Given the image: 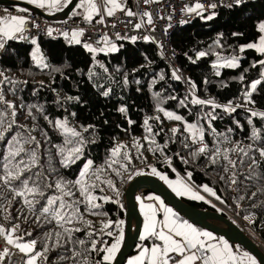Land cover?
<instances>
[{
  "label": "trees",
  "instance_id": "1",
  "mask_svg": "<svg viewBox=\"0 0 264 264\" xmlns=\"http://www.w3.org/2000/svg\"><path fill=\"white\" fill-rule=\"evenodd\" d=\"M206 15L185 24L171 36L172 47L179 52L178 62L191 83V94L184 93L182 84L172 80L161 55L150 43L123 42L114 53L92 57L84 46L71 45L60 37H40L36 44L3 40L0 113L4 127L11 123L12 128L0 140V174L14 145L24 151L13 163L30 162L35 152L37 163L30 172H24L22 179L32 177L30 186L35 181L44 196L37 195L38 202L30 209L22 197L0 184V225L5 229L16 228L14 235L22 237L21 243L35 241L29 256L40 253L38 264H85V261L95 264L102 260V252L95 257L89 251L90 241L101 234L102 222L124 218V192L130 181L140 176H135L136 171L160 179L148 173L151 167L170 180L181 176L195 188H211L215 197L228 203L264 243V157L258 151L264 148V115H261L264 114V65L258 63L264 60V54L247 47L240 51L261 37L264 0L219 9L211 19H204ZM68 18L82 16L73 11ZM34 46L45 57L46 65H37L33 60ZM200 52L205 55L199 56ZM220 59H234L239 66L218 67L215 62ZM71 73L76 76L77 84L85 79L90 90L78 95L68 93L65 85L70 84ZM256 80H261V84L246 100L245 95ZM194 99L213 101V104H194ZM8 104L13 107L9 108ZM223 105H231L235 111H227ZM121 108L126 111L121 112ZM165 112L180 115L183 120L169 119ZM252 112L257 115L253 116ZM58 121L79 135L68 134ZM188 125L196 128L189 131ZM174 128L178 129L175 133ZM196 129L202 131V141L194 142ZM29 137H35V141L25 142ZM137 142L142 147L137 148ZM118 145L126 146L122 152L132 157L129 171L122 172L121 177L107 169L106 163L111 161V150ZM204 145L209 152L193 155ZM77 146L82 148L80 158L65 167L62 161ZM216 147L221 153L230 150L228 158L235 162V167L228 164L223 154L216 163L211 162L209 157ZM166 158H170L171 166ZM88 160L93 162L88 182L96 184L92 195L97 199L93 203L100 207L86 210L78 187L69 185L74 196L62 198L69 203L82 201L76 206L83 219L74 218L71 224L61 227L56 220L41 216L40 209L47 198L61 196L56 182L77 180ZM96 169H107L99 173L101 180L91 175ZM233 174L235 183H232ZM108 179L119 190V196L102 182ZM48 184L52 186L46 187ZM13 186L19 187V181H14ZM183 201L200 210L216 211L204 201L189 198ZM88 221L91 227L85 223ZM66 228L80 231L71 232L69 238ZM154 242L153 238L145 241L139 238L136 250L140 244ZM76 252L81 255L74 256Z\"/></svg>",
  "mask_w": 264,
  "mask_h": 264
},
{
  "label": "snow or ice",
  "instance_id": "2",
  "mask_svg": "<svg viewBox=\"0 0 264 264\" xmlns=\"http://www.w3.org/2000/svg\"><path fill=\"white\" fill-rule=\"evenodd\" d=\"M30 4H35L39 8H61V7H67L69 3H71V0H27ZM147 3L148 0H145ZM240 0H237V3H239ZM105 4H110L112 7L107 9V15L111 16L113 14V10L115 8L120 7L119 4L116 3V0H105ZM77 8H83L88 15L85 17L87 20H91L93 13H98L97 5L94 2V0H79V3L76 5ZM209 7L215 8L216 5H209ZM198 9H203V5L197 3L194 8L190 7L187 9L188 12H196ZM20 11H27L26 9H20ZM127 14L129 16L133 15L131 11H128ZM199 14V13H197ZM145 15H149L148 13H145ZM212 17L209 16L208 19H211ZM27 19L22 16H9L7 18H0V48L4 47L3 40L5 38L12 39L16 37L17 34L23 33L24 31V25L27 23ZM102 22V21H101ZM151 22L150 16H149V23ZM36 26V25H34ZM137 28L140 27L138 24L136 26ZM260 31L264 32V23H262L260 26ZM52 29L48 30V34H52ZM67 35V33H65ZM73 38L77 35H82V32L77 33L73 32ZM19 38H23L21 35ZM35 43V39L32 41ZM77 43H79V40H76ZM85 48L89 49V51H96V49H93L89 44L84 45ZM245 47L247 48H255L260 53L264 54V36L260 38V44L259 46L257 44H248L244 47H241L240 51L243 52L245 50ZM115 50V49H112ZM204 52H200L199 56H204ZM261 65H264V60L258 62ZM227 66L229 67H238V63L233 59L230 61ZM255 66V65H254ZM2 75V73H0ZM176 79H180L178 75H175L173 73ZM264 75V73H262ZM243 79V77H241ZM261 84V80L253 81L250 85L251 91H255L257 88V85ZM251 91L246 93L247 96H251ZM104 95H108V92H105ZM3 97L0 95V100H2ZM194 104H213V101H203L199 99H194L192 101ZM183 104V101H181ZM215 107H220L219 105H214ZM9 108H12L13 105L8 104ZM225 110L227 111H235L231 105L223 106ZM163 111V109H160ZM121 112L126 111L125 108L120 109ZM13 116H15V112L12 113ZM165 115L169 119H174L177 121H182L183 117L180 115H175L171 112H165ZM253 116H256V112H252ZM264 115V114H261ZM157 119H159L157 117ZM4 118L3 114L0 113V140L5 139V134L11 130L12 124L9 123L7 127H4ZM14 123V121H13ZM59 123V122H58ZM131 123V121H130ZM145 125H148V121L145 120ZM60 127L64 129L65 132H71L72 136H78L79 133L68 129L65 124H60ZM195 125H188L187 130L192 131L195 129ZM148 131L151 132V127L148 126ZM173 133L177 132L178 129H172ZM196 132H199V139L203 140V133L201 130L196 129ZM196 132H193V139L195 142L196 138ZM145 139H148V137H145ZM35 141V137H29L25 142H33ZM154 142V141H153ZM16 143H19L18 141ZM137 148L142 147V145H139L137 142ZM187 147V145H185ZM126 147L123 145H118L117 147L113 148L111 150V161L106 162L107 163V169H110L117 177L122 176V172H128L130 169V166L132 164V157L127 152H122V149ZM24 149L22 147H16L15 145L9 150L8 156L6 157V162L3 165V171L2 174H0V184L6 186L9 188L14 195L20 196L23 198L24 203L30 208L34 209V203L38 202L35 200V197L37 195L43 197L44 192L41 190L39 184H37L35 181H32V184L30 186L29 181L32 179V177L23 178L22 176L25 171H31L32 166H34L37 163V157L35 152L32 153L30 162H26L24 160H20L16 163H13L15 158L20 155L21 152H23ZM64 149H61V152H63ZM82 148L77 146L73 147L69 150L68 156L64 158L62 161L63 165L65 167L68 166L69 163H74L76 159H79V154L81 153ZM230 150L225 149L223 150V153H221V149L219 147H216L214 150H212V155L209 157L212 163L217 162V158L223 154V158L228 161V164L235 167V162L229 160L228 158V152ZM243 151V149H241ZM260 152V155L264 157V148L258 149ZM209 152L208 146L204 145L199 147L193 155H200L205 154ZM245 155L247 153L245 152ZM169 166H171V160L170 158H166ZM126 161V163L124 162ZM257 162L253 159L252 164L255 165ZM93 162L91 160H88L86 164L84 165V168L80 172V177L75 180L74 182H65L62 180H58L55 184L56 189L61 193V196H51L48 197L46 200L45 205L40 209V215L44 216L45 218H52L56 220V222L63 227L64 224H71L73 222V219L82 220L83 217L79 213V208L76 206L82 201H73L72 203L67 202L62 197L63 196H74V193L70 190L69 185L77 186L78 190L81 194V196L84 197V202H86V210L88 207L90 208H98L100 207L99 204L93 203L97 199L94 195H92V190L96 188V184L89 183V169H91ZM107 169H96L92 171L91 175L95 177V180H101V176L99 173L106 171ZM227 171V168L225 169ZM136 175H142L143 173L141 171H136ZM151 175L158 176L161 180L165 181L169 187L172 188V190L178 195H184L186 192L190 191V188L187 184H185L183 181H178L176 184H174L172 181L168 180V177L166 175L161 174L157 171L155 167H151V172L149 173ZM235 174H233L232 183H235ZM190 178V174H189ZM14 181H19V187L13 186ZM103 183H107L108 187H110L113 191L116 192V195L119 196V190L116 188L115 184L111 179H108L107 181H102ZM51 184L46 185V187H51ZM66 189H68L66 191ZM203 190L205 192L210 193L211 195L215 196V192L212 191L211 188L207 186H203ZM255 195V194H254ZM29 196L32 197V199H29ZM193 198L203 200L204 197L200 195L193 194ZM101 199H110L108 197H102ZM139 199V198H138ZM147 199L149 200H155L158 201V205L153 204H147L145 205L143 201H141V208L144 211L145 216V224H144V231L141 235V240L148 239V238H154L155 240L160 241L159 244H153L151 248H142L140 254L136 256L134 259L129 261V264H258L255 257L249 255L247 252H244L242 256H239L236 252L233 251L232 247L228 244L226 240H219L216 243H212L211 241L214 240V237L210 232L207 231H201L197 228H195L193 225L189 224L187 221H180L177 214L173 212V210L167 206L164 205V202L160 200L159 197H152L149 196ZM163 210V219L160 221H157V213L160 210ZM96 214V213H92ZM88 224L89 227H91V222H85ZM123 221H118L115 224L111 220H109L107 223L102 222V228L101 232L104 235H107L109 237L115 236V241L107 245L106 241H99L102 246L98 249L97 248V240H91L90 244V250L92 252H102L104 253L102 260H98L95 262V264H104V262H107V264H111V262L115 258V254L119 251L120 244L124 239V233H123ZM18 227V226H16ZM115 228L116 232L112 230L104 231L106 229H113ZM16 228H12L11 230H6L3 228V226H0V235H4L6 239V243L9 245H15L20 252L25 253L26 255L28 253L33 252L35 241H32L30 243H17V240H21L22 237H16L13 238V233H15ZM79 232V228L74 229H65V232L69 234V238L71 236V232ZM59 235V234H57ZM91 236L92 233H89ZM79 243L83 244L84 241H79ZM106 245V246H105ZM175 254V255H173ZM9 255V249L5 248L2 252H0V264H2V261L4 260V257ZM40 253H35V255L29 257V259L26 261V264H35L36 256H39ZM81 254L79 252L74 253V256H80ZM179 257V258H177ZM85 264L87 262L85 261Z\"/></svg>",
  "mask_w": 264,
  "mask_h": 264
},
{
  "label": "built area",
  "instance_id": "3",
  "mask_svg": "<svg viewBox=\"0 0 264 264\" xmlns=\"http://www.w3.org/2000/svg\"><path fill=\"white\" fill-rule=\"evenodd\" d=\"M249 1L251 0H240L239 3H237V0H148L146 3L145 0H132L128 11H131L133 15L129 16L128 11L111 16L103 13L90 21L85 18L58 19L52 17L46 19L24 6H14L0 8V18L22 16L27 19L28 22L24 25L23 33L17 34L16 37L11 39L22 44L33 43V39L37 40L40 37H60L67 40L71 45L84 46L89 44L99 52L98 54H104L108 53L110 48H114L123 42L150 43L156 47L161 55L172 80L179 81L182 84L183 92L191 94L193 93L191 83L178 62L179 52L172 47L171 36L177 29L196 18L214 13L222 8L242 5ZM197 3L202 4L203 9H198L196 12L187 11L190 7L194 8ZM213 4L216 5L215 8L209 7ZM20 9H26L27 11H20ZM145 13L149 15H145ZM138 24L140 25L139 28L136 27ZM49 29L53 30L51 35L48 34ZM73 32H82V35H77L74 39ZM21 35L23 36L22 39L19 38ZM76 40H79V43ZM173 73L178 75L180 79H176ZM212 134L214 135V133ZM233 218L241 228L239 218L235 213ZM108 230L116 232L115 228L104 231ZM242 230L246 233V229L242 228ZM96 240L99 249L102 246L99 241H106L108 245L114 242L115 238L101 232ZM262 244L258 245L264 252V245ZM5 248L9 249V256L4 258L2 264H22L24 254L8 245L3 235H0V252ZM100 253L94 252V256L96 257Z\"/></svg>",
  "mask_w": 264,
  "mask_h": 264
},
{
  "label": "water",
  "instance_id": "4",
  "mask_svg": "<svg viewBox=\"0 0 264 264\" xmlns=\"http://www.w3.org/2000/svg\"><path fill=\"white\" fill-rule=\"evenodd\" d=\"M78 2L79 0H71V3H69L67 7L54 14H44L38 8L17 0H0V6L4 8L24 6L44 16L46 19H51L52 17L66 19L70 16ZM139 193L156 195L167 207L175 211V213L189 222V224L219 236L233 245L239 246L249 255L255 257L258 264H264V252L259 245L253 242L252 239L234 222L229 220L225 214L217 211L200 210L188 205L183 201L182 197L177 196L168 189L160 179L149 175L137 176L130 181L125 189L124 239L111 264H125L126 260L130 258L136 250L143 222L136 198Z\"/></svg>",
  "mask_w": 264,
  "mask_h": 264
},
{
  "label": "rangeland",
  "instance_id": "5",
  "mask_svg": "<svg viewBox=\"0 0 264 264\" xmlns=\"http://www.w3.org/2000/svg\"><path fill=\"white\" fill-rule=\"evenodd\" d=\"M209 16H211V17H213L214 16V13H209V14H207L205 17H203L204 19H208V17ZM83 17H85V16H83ZM36 41V40H35ZM34 44H36V42L34 43ZM87 49V48H86ZM112 49H115V50H112ZM88 51H89V49H87ZM116 50H117V46H115L114 48H110V50H109V52L108 53H114V52H116ZM91 52V56L92 57H96L97 55H98V51L96 50V51H90ZM32 58H33V60L35 61V63L37 64V65H46V59H45V57L44 56H42V54L40 53V51L38 50V47L37 46H34V49H33V52H32ZM233 59H220V60H217L216 62H215V64H216V66H218V67H229V66H227V64L230 62V61H232ZM236 61V60H235ZM237 62V61H236ZM229 68H234V67H229ZM70 80V79H69ZM77 79H76V76L74 75V74H72L71 73V80H70V84H71V86H70V84H66L65 85V89H66V91L68 92V93H70V94H73V95H78V93H85V92H88L89 90H90V86L88 85V83H87V81L85 80V79H83L82 80V82L79 84H77ZM251 91V88H250V90L248 91V92H250ZM247 92V93H248ZM252 92V91H251ZM245 99L246 100H248L249 99V96H247V95H245ZM224 106V105H223ZM222 106V107H223ZM224 108V107H223ZM225 109V108H224ZM59 122V121H58ZM60 124H64V122H59L58 123V125L60 126ZM62 130H64L63 128H62ZM196 132V131H195ZM68 134H71V132H67ZM197 134H196V142H197V140H200L199 139V135H200V133L199 132H196ZM150 170H151V168H150ZM151 172V171H150ZM150 172H148V173H150ZM142 173H144V172H142ZM143 175H146V174H143ZM135 176H137V175H135ZM156 177H158V176H156ZM129 178V177H128ZM130 179V178H129ZM134 179V178H133ZM132 179V180H133ZM128 180V179H127ZM168 180H170L169 178H168ZM163 181V180H162ZM170 181H172L174 184H176L178 181H183L185 184H187L188 185V187L190 188V191H188V192H186L184 195H180L179 197H182V198H189V199H192V200H195V201H204V202H206V204L207 205H209V206H212V207H214V209L217 211V212H220V213H224L225 215H226V217L229 219V220H231L232 219V221L233 222H235L236 223V221L234 220V218H233V216H234V213H235V211L233 210V208L228 204V203H223V202H221V201H219L215 196H213V195H211L210 193H208V192H205L204 190H203V188H195L190 182H189V180L186 178V177H181V176H179L177 179H174V180H170ZM163 183L166 185V187H168V189H170L171 191H173L172 190V188L171 187H169V185L165 182V181H163ZM125 187V186H124ZM174 192V191H173ZM175 193V192H174ZM139 194H141V195H146L145 193H139ZM138 194V195H139ZM176 194V193H175ZM193 194H196V195H200V196H203L204 197V199L203 200H200V199H195V198H193ZM140 195V196H141ZM177 195V194H176ZM178 196V195H177ZM124 202H125V199H124ZM124 210H125V207H124ZM123 219H121V218H116L114 221H113V224H115L116 222H118V221H123V225H122V228H123V233H124V230H125V222H124V220H125V214L123 215ZM238 217V216H237ZM239 218V217H238ZM239 225H240V229L242 230V228H244V229H246V234H247V236H249L251 239H252V241L253 242H255L256 244H262L263 242H262V240L255 234V232L253 231V229L249 226V223L247 222V221H243V220H240L239 219ZM237 224V223H236ZM238 225V224H237ZM1 226V225H0ZM239 227V226H238ZM12 228H10V229H6V232H7V230H11ZM115 231H118V230H116L115 229ZM244 231V230H243ZM7 234V233H6ZM13 235V238L15 239L16 237H15V235H14V233L12 234ZM114 238H115V236H114ZM17 243H21V242H19V240H17ZM24 243H26V242H24ZM30 243V242H29ZM113 242H111V243H109L108 245H110V244H112ZM9 245V244H8ZM121 245H122V242H121V244H120V247H121ZM262 245H264V244H262ZM11 247H13L14 249H17L16 247H15V245L13 244V245H10ZM24 254V253H23ZM103 255H104V253H103ZM39 258V257H38ZM115 259V258H114ZM28 259H25V261H27ZM113 262V261H112ZM111 262V263H112Z\"/></svg>",
  "mask_w": 264,
  "mask_h": 264
},
{
  "label": "crops",
  "instance_id": "6",
  "mask_svg": "<svg viewBox=\"0 0 264 264\" xmlns=\"http://www.w3.org/2000/svg\"><path fill=\"white\" fill-rule=\"evenodd\" d=\"M17 1H19V2H22V3H24V4H27V5H30V6H33V7H36V8H38L39 10H41L42 12H45L46 14H54V13H58V12H60L61 10H63L65 7H61V8H59V9H57V8H48L47 6L46 7H44V8H39V7H37L35 4H30V3H28L27 2V0H17ZM94 2L96 3V5H97V9H98V13H93V16H92V19H94V18H97L98 16H100L101 14H103V13H106L107 14V9L108 8H110V7H112L110 4H108V5H106L105 4V0H94ZM131 2H132V0H116V3L117 4H119L120 5V7H118V8H115L114 10H113V14H118V13H122V12H127L129 9H130V5H131ZM79 3V2H78ZM73 11H74V13H76L77 15H79V16H82V18H85L87 15H88V13L83 9V8H77L76 6H75V8L73 9ZM72 11V12H73ZM72 14V13H71ZM70 14V15H71ZM112 14V15H113ZM83 16H85V17H83ZM264 23V22H263ZM262 24V23H261ZM260 24V25H261ZM262 36H264V32H261V37ZM260 37V38H261ZM260 38L257 40V42H255L254 44H257L258 46H259V44H260ZM7 39V38H6ZM253 49H255V48H253ZM256 51H257V49H255ZM259 52V51H258ZM260 53V52H259ZM162 181V180H161ZM163 182V181H162ZM141 194H139L136 198H137V203H138V208H139V211H140V215H141V217H142V220H143V222H142V226H141V231H140V237H141V235H142V233H143V231H144V224H145V216H144V211L142 210V208H141V201H143V203L145 204V205H147V204H153V205H158V201H155V200H149V199H147L149 196H152V197H157L156 195H154V194H146V195H141ZM139 198V199H138ZM161 200V199H160ZM165 205V204H164ZM166 206V205H165ZM173 212H175V211H173ZM177 214V213H176ZM163 210L161 209L158 213H157V217H156V219H157V221H160V220H162L163 219ZM177 216H178V218H179V220L180 221H186V220H184L183 218H181L178 214H177ZM189 223V222H188ZM196 228V227H195ZM198 229V228H197ZM201 231H205V230H201ZM208 232V231H207ZM212 234V233H211ZM212 236L214 237V240L213 241H211L212 243H216V242H218L219 240H221V239H223V238H221V237H219V236H216V235H214V234H212ZM3 238H5V236L3 235ZM149 239V238H148ZM154 239V238H153ZM140 240H141V238H140ZM145 240H147V239H144V240H142V241H145ZM224 240V239H223ZM17 242V241H16ZM159 243H161L160 241H158V240H156V242H154V243H150V244H140L139 245V247L137 248V250H136V252L130 257V258H128L127 260H126V262H125V264H129V261L130 260H132V259H134L136 256H138L139 254H140V252H141V250H142V248H151L152 246H153V244H159ZM228 244L232 247V249H233V251L234 252H236L239 256H242L243 255V253L244 252H246V251H244L242 248H240L239 246H236V245H233V244H231V243H229L228 242ZM17 248V247H16ZM17 250H19L18 248H17ZM117 254V253H116ZM116 254H115V257H116ZM30 255V253H28L27 255L24 253V260H23V262H22V264H26V261H25V259H29V257H31V256H29ZM33 255H35V254H33ZM32 255V256H33ZM173 255H175V254H173ZM39 263V260H38V256H36V259H35V264H38Z\"/></svg>",
  "mask_w": 264,
  "mask_h": 264
},
{
  "label": "clouds",
  "instance_id": "7",
  "mask_svg": "<svg viewBox=\"0 0 264 264\" xmlns=\"http://www.w3.org/2000/svg\"><path fill=\"white\" fill-rule=\"evenodd\" d=\"M186 199V198H185ZM124 214H125V211H124ZM125 221V220H124ZM5 229V228H4ZM6 230V229H5ZM7 233V232H6Z\"/></svg>",
  "mask_w": 264,
  "mask_h": 264
},
{
  "label": "bare ground",
  "instance_id": "8",
  "mask_svg": "<svg viewBox=\"0 0 264 264\" xmlns=\"http://www.w3.org/2000/svg\"><path fill=\"white\" fill-rule=\"evenodd\" d=\"M173 192V191H172ZM174 193V192H173ZM175 194V193H174Z\"/></svg>",
  "mask_w": 264,
  "mask_h": 264
}]
</instances>
